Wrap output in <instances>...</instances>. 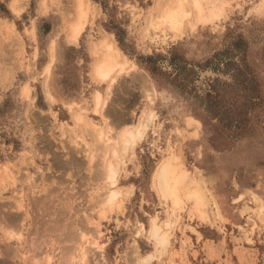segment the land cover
<instances>
[{"label": "rangeland", "instance_id": "1", "mask_svg": "<svg viewBox=\"0 0 264 264\" xmlns=\"http://www.w3.org/2000/svg\"><path fill=\"white\" fill-rule=\"evenodd\" d=\"M83 1L72 41L77 0H0V264H264V0H224L218 19L192 25L193 13L154 39L161 0ZM108 35L137 65L112 85L92 71ZM151 83L157 120L134 154L120 151L121 204L102 206L95 134L136 127ZM98 90L112 98L103 114ZM171 155L197 179L205 216L152 183Z\"/></svg>", "mask_w": 264, "mask_h": 264}, {"label": "bare ground", "instance_id": "2", "mask_svg": "<svg viewBox=\"0 0 264 264\" xmlns=\"http://www.w3.org/2000/svg\"><path fill=\"white\" fill-rule=\"evenodd\" d=\"M224 2H225L224 0H220V1L219 0L218 1H214V0H161L160 1L161 4H160L158 11L156 13L153 12L154 14L150 17L151 20L149 19L150 23H148L149 27L145 31L146 32L145 36L149 38L150 37L153 38L158 35L157 32L164 33L165 30H167L168 32V29L173 30L174 32L182 31V27L185 21H188L190 18L192 19L193 13L195 14L194 21L192 20L188 21L192 25L198 22L207 23L208 21H214L224 14L222 13L223 6H225ZM88 6L84 5L83 0H77V3H76L77 18L74 22V25L72 26V31L70 35L71 37L70 39L72 41H78L82 33V30L84 28V25L86 23V20L88 21L87 18L89 17V13H90L89 12L90 8ZM108 36H110L111 39L110 40L105 39V43L102 44V47L100 49H97V50H101L100 54L101 53L102 54L100 55V57L97 58L96 62L94 63L92 71H93V75L95 74L94 75L95 78L100 79V81L111 78L110 85H112V83L116 79L115 77L118 74H120L122 71L127 70V68L136 70L137 65L134 62H130V59L125 55L122 49H120L116 45L114 39H112V36L111 35H108ZM53 57H54V52H53ZM46 71L50 73L51 63L47 65ZM145 78L147 79V77ZM145 78L143 79L144 83H146L144 81ZM148 81H150V78L148 79ZM149 85L151 88L150 87L148 88L151 89L150 92L152 95L150 96V93H148L149 97L147 98L151 97L150 98V100L152 101V103H150L151 107L150 109L148 108L149 111L148 109H146L147 111L141 116V119L139 120L138 125L136 127H127L126 129H124V131L120 134L118 141H117V138L116 140L115 138L111 139L110 137L112 136L109 137L110 133L109 135H104L103 131L102 132L100 131L99 133L95 134L96 136L98 135V138H100L99 140L102 141L100 143H103V148H104V152L103 153L100 152V153H102L101 154L102 155L101 162L103 165L102 173H103V177L106 180L105 182H106L107 190L105 191L104 198H102V202H101L102 206L104 204L112 208L114 206H117V205L119 206L121 204V197H120L121 190L118 185V177H117L119 173L118 172L119 167L121 166V163L123 162L122 157L119 155L120 151L122 152L123 155L124 153H128V152H131L134 154L136 147L140 144L142 139L147 134L148 127H150V125L153 122H156L157 120L156 110L152 106V104H154L155 102L157 92L152 83ZM98 91L95 93L96 107H94V110L98 112L100 111L102 113L108 109L109 106H107V104L110 103L108 102V100L109 98L110 99L112 98L108 96L103 98L102 93ZM109 94H112V92H110ZM50 97H52V99L54 98L51 93H50ZM74 104L75 102L70 103L69 107H71ZM78 116L81 117L79 113H78ZM81 118L82 119L80 120H83V115ZM192 122H193V119H189L188 124H192ZM100 129L102 130L103 128H100ZM119 147H120V150H119ZM85 149H87V147ZM152 183H154L155 186H157L158 191L161 194V196H163L166 199H170V201L173 202V205L178 207V206H181L186 200H188L191 202L192 209L194 211H199L200 212L199 215L201 217L205 216L206 213H204L203 211L202 212L200 211V210H204L203 208L205 207L204 194L202 192L203 190H201V188L199 187L200 185L197 182V179L195 178V176H193L183 164L181 163L177 164V162H175V160L173 159L172 155L168 157L167 159L162 160V162L157 166L154 172V180ZM92 219L93 218L91 217V220ZM204 219H206V217H204ZM166 224L170 225L171 222H167ZM96 227L97 226H95L94 228ZM94 228L93 230H95ZM95 231L99 232V229L96 228ZM95 231L94 232L92 231V232L97 233ZM151 235L153 238L156 239L158 244L162 245V247L167 246L168 243L170 242V233L167 230L161 231L160 226L156 222V219H154L151 225ZM91 237H92V233H91ZM93 247H96V249L101 248V243L98 238L95 239V242L93 243ZM84 255L83 257H85ZM47 262H48V259H47ZM145 264H149V262L148 263L145 262Z\"/></svg>", "mask_w": 264, "mask_h": 264}]
</instances>
